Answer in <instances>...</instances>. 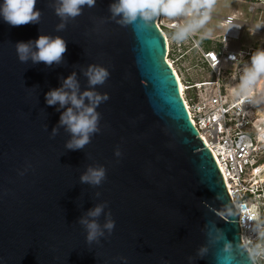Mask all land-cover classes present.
I'll return each instance as SVG.
<instances>
[{"label": "water", "instance_id": "1", "mask_svg": "<svg viewBox=\"0 0 264 264\" xmlns=\"http://www.w3.org/2000/svg\"><path fill=\"white\" fill-rule=\"evenodd\" d=\"M114 2L96 0L62 21L58 0H37L38 22L0 19V264H217L222 243L209 235L216 229L244 245L224 178L166 60L157 18L122 26L110 12ZM41 35L66 41L62 60L21 62L16 44ZM90 65L109 70L103 85H89ZM73 73L80 93L109 97L96 108L99 130L78 150L66 147L72 134L59 123L71 105L45 100ZM90 167L105 169L99 185L81 182ZM98 205L101 215L88 217ZM81 218L115 227L88 243ZM202 246L209 251L201 259ZM225 264L252 261L241 250Z\"/></svg>", "mask_w": 264, "mask_h": 264}, {"label": "clouds", "instance_id": "2", "mask_svg": "<svg viewBox=\"0 0 264 264\" xmlns=\"http://www.w3.org/2000/svg\"><path fill=\"white\" fill-rule=\"evenodd\" d=\"M95 3L96 0H58L55 13L62 21H66L68 18L79 16L82 6L93 7ZM36 4L37 0H0V19L11 26L36 23L41 15L40 10L35 7ZM213 7L212 0H115L110 5V12L113 17H120L117 22L122 26L140 21L143 26L147 27L159 16L180 18L174 24L171 39L176 43H183L197 34L200 40L212 36V29L206 28V25L212 18ZM64 27L65 23L62 22L57 25V30H63ZM235 27L239 28L240 25L237 24ZM262 27H264V21L255 23L251 34L255 35ZM66 50L67 43L59 36L53 38L41 35L35 41L16 44L17 56L21 62L31 59L33 63L44 62L49 66L54 62L59 63ZM84 75L88 77L89 85L94 87L103 85L109 78L110 72L103 66L90 65ZM229 90L231 96L241 104L264 108V47H259L250 54L238 73L237 82L229 85ZM107 99H109L107 94L101 95L93 90L80 93L75 73L65 78L61 87L51 89L45 94V100L49 106L58 103L60 108H64L65 105H71L62 112L59 121L72 134V138L66 144L68 149H82L90 142L91 135L99 130V114L96 108ZM85 100L88 101L87 104ZM55 132L56 129H53V133ZM116 155H120L119 151ZM104 178L105 169L103 167H90L81 176V182L99 185ZM103 208L104 205H98L90 210L87 216L99 217ZM238 208L239 205H236V212L229 210V214H238ZM248 221L246 228L253 236H246L247 242L244 245H234L233 242L227 240L220 229L215 230L214 236L212 233L209 234L213 243H222V247L218 249L217 264H225L241 250L248 253L252 264H264V215L249 213ZM80 223L86 227L88 243L97 241L103 236L104 229L111 233L115 227V222L110 219L103 225V228L95 219L81 218ZM208 251L207 246H202L198 249L197 255L202 259Z\"/></svg>", "mask_w": 264, "mask_h": 264}, {"label": "built area", "instance_id": "3", "mask_svg": "<svg viewBox=\"0 0 264 264\" xmlns=\"http://www.w3.org/2000/svg\"><path fill=\"white\" fill-rule=\"evenodd\" d=\"M247 4L252 18L258 11L264 12V0H247ZM211 15L221 20L223 33L216 38H206L211 44L210 50H204L196 36L188 39V47L198 54L195 67L208 70L214 79L193 84L183 83L181 78L180 81L189 118L212 153L225 184L229 185L227 191L234 207L239 205L243 241L246 236H253L246 228L249 213L264 215V110L241 104L231 96L229 85L237 82L243 63L254 51H243L240 44L243 29L252 28L254 24L242 21L238 12ZM162 17H157L156 25L165 36L163 29L174 31L177 21L164 24ZM237 24L239 28L235 27ZM170 52L168 44L166 57ZM178 53L181 60L185 53L181 50ZM230 72L236 74L234 83L228 79ZM189 91L193 92L192 97Z\"/></svg>", "mask_w": 264, "mask_h": 264}, {"label": "rangeland", "instance_id": "4", "mask_svg": "<svg viewBox=\"0 0 264 264\" xmlns=\"http://www.w3.org/2000/svg\"><path fill=\"white\" fill-rule=\"evenodd\" d=\"M214 7L212 9V14L218 15V16H227L231 13L238 12L240 13V19L246 23H250L251 21L253 24L264 21V12L258 11L254 18H252V15L248 13V4L247 0H212ZM163 22L164 24L170 23L172 21H177L180 18H169L166 16H163ZM221 20L218 18L212 17L209 21V23L206 25V28L212 29V36L208 38H216L220 36L223 33V28L220 26ZM203 31V29L201 30ZM173 31L168 30L166 27L164 28V33L167 36L168 44L170 45V49L172 50V55L168 58L172 62L173 68L177 71L179 75V68L181 60H178V50L182 51L183 44L182 43H176L171 39V33ZM252 28L245 27L243 29V33L241 36L240 44L241 49L243 51H251L255 50L259 47H264V27L259 29L255 35H252ZM196 39L199 41V43L207 48L209 46V42L207 39L200 40L199 35H196ZM178 44H181V47H179ZM183 70V67H182ZM183 77L184 81H189L190 84H193L194 82H201V81H212L214 79V76L208 72V70H199V69H189L188 72L183 70ZM232 75V76H231ZM230 76V77H229ZM180 77V75H179ZM181 78V77H180ZM228 79L234 83L236 80V74H233L232 72L228 73ZM187 83V82H183ZM188 94H190V97L193 96V92L189 91Z\"/></svg>", "mask_w": 264, "mask_h": 264}, {"label": "crops", "instance_id": "5", "mask_svg": "<svg viewBox=\"0 0 264 264\" xmlns=\"http://www.w3.org/2000/svg\"><path fill=\"white\" fill-rule=\"evenodd\" d=\"M231 14H234V13H231ZM182 44H183L182 51L185 53V56L182 58L181 63H180L179 75H180L183 82H189V81H184L185 79L183 77L184 76L183 70L188 72L189 69H192V68L197 69L195 66L198 65V61H197L198 54L195 51H190V49L188 47L189 40L184 41ZM210 48H211V44H209V46L207 48L203 47L204 50H210ZM182 67H183V70H182Z\"/></svg>", "mask_w": 264, "mask_h": 264}, {"label": "bare ground", "instance_id": "6", "mask_svg": "<svg viewBox=\"0 0 264 264\" xmlns=\"http://www.w3.org/2000/svg\"><path fill=\"white\" fill-rule=\"evenodd\" d=\"M165 36H166V35H165ZM166 40H167L166 42H168L167 36H166ZM167 49H168V43H167ZM166 60H167L168 63L172 66V63L170 62V60L168 59V57H166ZM172 68H173V66H172ZM173 70H174V73H175L176 79H177V81H178L179 92H180L181 96L183 97V86H182V84H181L180 77H179L177 71H176L174 68H173ZM185 106H187V105L185 104ZM261 109L264 110V108H261ZM263 115H264V112H263ZM228 186H229V185L226 184L227 190L229 189ZM242 242H243V244H246V240H243Z\"/></svg>", "mask_w": 264, "mask_h": 264}, {"label": "trees", "instance_id": "7", "mask_svg": "<svg viewBox=\"0 0 264 264\" xmlns=\"http://www.w3.org/2000/svg\"><path fill=\"white\" fill-rule=\"evenodd\" d=\"M164 30V29H163ZM172 54H171V52L169 53V55H168V57H170Z\"/></svg>", "mask_w": 264, "mask_h": 264}]
</instances>
